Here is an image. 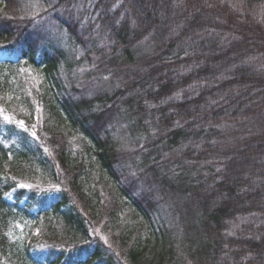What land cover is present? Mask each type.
Returning <instances> with one entry per match:
<instances>
[{
	"label": "trees",
	"instance_id": "1",
	"mask_svg": "<svg viewBox=\"0 0 264 264\" xmlns=\"http://www.w3.org/2000/svg\"><path fill=\"white\" fill-rule=\"evenodd\" d=\"M182 1L0 0V264H264V0Z\"/></svg>",
	"mask_w": 264,
	"mask_h": 264
},
{
	"label": "rangeland",
	"instance_id": "2",
	"mask_svg": "<svg viewBox=\"0 0 264 264\" xmlns=\"http://www.w3.org/2000/svg\"><path fill=\"white\" fill-rule=\"evenodd\" d=\"M188 1L191 3L190 7L192 9L211 8V7L225 8L226 7L228 9L230 8L233 11L234 10L239 11V12H243V10L245 12L247 11L244 8L243 3H241V5H238L240 2L238 4H237V2H235V4H234L231 0H188ZM183 3H184V0L182 1V4ZM258 9L259 10H256V12H255V10H252L251 14H249V15L254 16L256 19L261 18V22L259 24H261V26L264 27V9H262V8H258ZM43 11L44 12L42 14V18H40V20H38L39 24H36L35 30H37V27L41 25L43 32H46V34L50 35V37L54 40L56 38L60 42V43L58 42V45L60 46V44H61L62 47L67 51L68 60L71 59L73 61V63H77L78 61L82 60L84 57H86V59H88L87 53L85 50H83V49L79 50L75 46H74V48H72L73 45L71 46V44H69V42L65 43L62 40V37H65V36L62 33L60 34L61 31L58 30V28L56 26L51 25L49 23V19L45 15L46 10H43ZM94 32H95V29H94ZM154 39H156L155 36H154V38L153 37L150 39L145 38V39H142L141 41L137 42L136 46L134 47L136 60H139V59H142L143 57H145V60L148 61L151 57H153L154 55H156L158 53V43ZM106 49H109V48L106 47ZM91 58L93 59L92 56H91ZM97 61L99 62V61H101V59L96 58L95 63ZM137 62H139V61H137ZM143 62H141V63H143ZM88 63H90V62H88ZM79 66H81V67L79 68ZM116 67L117 68L113 69L112 74H108L107 71L110 70V67L100 68V72H99L98 67L96 65L91 66L90 64H85L84 62L81 61V65L74 66L73 68H71L70 71H63V75H65L67 77V81L69 83H72V86H76V88H78V90L85 88V91H84L85 95L92 96L94 93H97L101 90H104L107 88L112 89V88L118 86L124 78L125 79L123 80V83L125 82V80L130 75L131 68H126V67L121 68L119 66H116ZM139 69L140 68L138 66L137 70H139ZM76 70H77V73H76ZM90 71L94 73L93 77L89 76ZM29 74H31V72ZM96 74H98L100 77H102L101 78L102 80L100 82H95V77L97 76ZM32 77L33 78L30 79V84L28 85V88L31 91L36 88L38 83H40V81L38 79H36L35 76H32ZM92 78L94 80L93 84L90 82L92 80ZM74 82H75V84H74ZM35 103H37V102L35 101ZM36 105L38 106V104H36ZM3 113H4L3 111L2 112L0 111L1 117H2ZM4 115H5V113H4ZM5 116H7V115H5ZM7 118L11 119L10 116L9 117L7 116ZM12 119H13V121H16V123H17L16 119H14V118H12ZM18 122L20 123L22 121H18ZM132 122L133 121L131 119H126L125 123L122 124V127H126V129H128V127L130 126V124ZM22 125H24V124H22ZM234 129H238V127L231 129L229 131L230 132L229 134H231L232 133L231 131H233ZM33 133H36V132H33ZM235 136L233 138H235ZM235 140H236V138L231 139L232 142ZM221 142H227V140H222ZM127 145L130 147L134 146L130 142H128ZM120 150H122V148H120ZM130 175H134V174L131 173ZM174 206L175 205H174L173 201L169 202L168 205L166 204L164 206V214H165V217H168L170 219L169 221H172L171 215H173V207ZM24 230H27L24 226L19 227L20 232H24ZM178 231L179 230L176 229L175 233L178 234Z\"/></svg>",
	"mask_w": 264,
	"mask_h": 264
},
{
	"label": "snow or ice",
	"instance_id": "3",
	"mask_svg": "<svg viewBox=\"0 0 264 264\" xmlns=\"http://www.w3.org/2000/svg\"><path fill=\"white\" fill-rule=\"evenodd\" d=\"M21 124H23V122H20Z\"/></svg>",
	"mask_w": 264,
	"mask_h": 264
}]
</instances>
